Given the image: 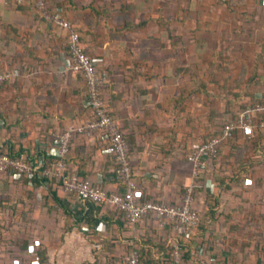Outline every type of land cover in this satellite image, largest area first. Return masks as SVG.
Returning <instances> with one entry per match:
<instances>
[{"label": "crops", "instance_id": "crops-1", "mask_svg": "<svg viewBox=\"0 0 264 264\" xmlns=\"http://www.w3.org/2000/svg\"><path fill=\"white\" fill-rule=\"evenodd\" d=\"M58 1L65 16L80 29L86 52L96 60L97 71L103 73L107 82L103 97L126 136L139 197L164 203L180 202L183 187L196 177L192 175L191 163L184 157V148L194 143V137L199 140L212 129H219L212 122L224 114L226 98L220 91L231 87L229 81L242 76L245 80L235 87V92L244 89L242 102L250 101V92H254L255 99L263 97L264 6L253 0H233L228 5L204 0L205 8L210 5L220 9L227 18L223 23L215 16L209 27L204 24L201 28L198 27L201 21L182 18L185 10L179 8L181 0H74L75 8H71L68 0ZM124 5L131 7L130 11L122 9ZM183 5L195 13L197 0L183 1ZM132 9L141 14L134 17L130 13ZM138 18L146 20L148 25L141 26L140 34L133 36L136 40L122 38L125 32L120 29ZM248 18L260 31L255 35L257 46L248 41L241 52L235 51L234 45L242 46L237 43L244 34L241 29L224 27L235 22L245 23ZM182 23L192 28L193 33L179 34ZM224 37H230L233 50L228 51L230 46L223 44ZM66 40V31L57 27L49 29L29 2L13 6L0 1V68L18 71L17 76L3 84L0 93L2 145L11 141L6 145L42 154L52 148L55 137L65 128L88 118L84 80L77 72L66 70ZM217 51L221 56H214ZM239 52L240 57L235 54ZM169 57L171 60L164 62ZM253 70L258 75L256 80L261 81L256 85L247 82ZM193 73L199 79L213 82L209 88L219 96L193 91ZM218 101L223 105L222 116H212L218 111L213 103ZM236 108L233 105L229 111ZM105 145L98 134L74 136L66 155L67 168L92 184L121 193L124 186L114 177V162ZM185 162L189 168H184ZM215 175L227 177L226 182L229 181L228 187L218 195V218L234 215L237 227L234 230L229 226L227 230L222 226L215 232L209 231V226L203 236L197 235L205 247L199 258L204 264H264V136L250 140L240 133L233 135L223 146L218 163L209 165L204 182L211 181ZM212 189L202 187L196 193L195 197L204 196V204L197 202L198 208L204 210L207 199L214 202L212 196L208 198V191ZM40 191V199L33 196L27 201L39 211L45 199L52 207L44 215L50 216L56 205L45 185ZM60 193L75 216L57 215L58 235L54 239L41 243L39 250L23 241L19 247L25 250L26 244L28 253L16 252L12 256L6 253V257L0 256V264H125L135 245H142L144 262L156 263L165 258L163 242L165 237H172V230L158 224L153 215H145L131 224L122 212L96 205L94 214L90 215L96 220H86L82 219L83 202L62 190ZM233 202L235 209H232ZM226 205L225 214L222 207ZM17 212L11 209L12 216ZM98 221H102L103 228ZM0 247L3 246L0 244ZM38 251L42 252L43 259Z\"/></svg>", "mask_w": 264, "mask_h": 264}, {"label": "built area", "instance_id": "built-area-1", "mask_svg": "<svg viewBox=\"0 0 264 264\" xmlns=\"http://www.w3.org/2000/svg\"><path fill=\"white\" fill-rule=\"evenodd\" d=\"M0 1L4 4L19 5L25 0ZM253 1L264 6V0ZM35 8L40 11L48 25L66 31L68 41L66 70L82 75L86 85L84 102L85 107L89 110V115L83 122L68 126L55 137L50 149V152L56 156L52 164L46 163L41 157L35 161H30L26 160L23 155L13 157L5 151H0V172L13 169L16 176H19L21 173L30 175L38 171L39 175L44 178L51 177L59 181L61 190L68 196H73L81 202L89 201L95 205L109 206L122 212L124 218L131 224L148 214L153 215L161 226L165 227L166 222H172V237L168 238V260L163 263L179 264L182 259L181 242L193 233V228L197 227L200 220L199 214L192 208L195 196L194 182L185 186L178 203H164L139 197L137 182L128 160V146L124 134L116 121L108 114V108L100 98L101 78L97 72L96 60L80 46L79 33L69 20L59 14L47 11L45 0H36ZM17 75V69L5 70L0 68V93L3 84ZM258 128L264 129V96L247 102L236 116L224 122L218 134L207 140L199 138L186 156L187 161L192 165L193 177L197 176L199 170L205 167L209 161L217 158L219 146L229 140L234 132L242 134L247 139H252L255 130ZM97 134L111 146L116 164L114 170L116 178L124 186L121 193L109 191L79 177L76 173L66 171L65 157L73 137L76 135L92 137ZM42 185L44 186V184ZM42 185L37 188L36 196L38 199L42 196L40 191ZM100 227L103 228V223L100 224ZM200 250L203 253L204 249L200 248ZM125 264H141L139 252L135 246L130 249Z\"/></svg>", "mask_w": 264, "mask_h": 264}, {"label": "trees", "instance_id": "trees-1", "mask_svg": "<svg viewBox=\"0 0 264 264\" xmlns=\"http://www.w3.org/2000/svg\"><path fill=\"white\" fill-rule=\"evenodd\" d=\"M35 1L36 0H25L22 4H24L25 2H29L30 5H33V7H34V9L36 11V14L38 15L39 19L45 22V20H44L42 14L40 13V11L36 10V8H35ZM57 1L58 0H54L55 5H53V4H51L52 3L51 0H45V9L47 11L52 12V13L59 14L60 16L65 18L66 20H69L65 16V14L63 12L64 8L61 5V2H59V1L57 2ZM68 1L70 3L69 5L71 6V8H75L77 6L75 4L74 0H68ZM216 1L228 5L229 2H231L233 0H216ZM7 4L8 5H13V6L22 5V4L16 5V4H12V3H7ZM88 6L91 7L90 5H88ZM123 7H122V9H126L128 11H130V9H131V7L129 8L128 5H124ZM122 9L120 11H122ZM130 13H132V15L134 17L136 15L138 16L139 14H141V13H139L138 10L136 11L134 9H132V12H130ZM70 22L72 23L73 27L78 31V33H79V44L85 50L84 45L82 44V41H81L82 38L80 36L81 35L80 34V29L76 27L75 23H73L72 21H70ZM143 24H144V27H145V26L148 25V22H146V20H144V19H139L138 18V21L135 22L134 20H132L128 24L124 25L120 29V30L125 32V34H123L122 38L130 39L133 36H135L137 34H140L139 29L141 28V26ZM53 27H54L53 25H49V29H51ZM150 29L151 28H150V24H149L148 32H150ZM128 32L132 33L133 35L129 36ZM65 52H66V55H67V52H68V41L67 40H66V45H65ZM217 52L218 53H215L214 56L215 57L221 56V52H219V51H217ZM4 69L6 70L7 68H4ZM78 74H80V73H78ZM99 75H100V78H101V83H100V86H99L100 98H101L103 104L108 108V114L114 119V116H112V113L110 112L109 107L106 104L105 99L103 97V89L105 88L104 86L107 85V82L106 83L104 82L105 80H104L103 73L102 74L99 73ZM256 79H258V75H257L256 70H253L251 72V76H249L247 82L248 83H253L254 85H256L257 83L261 82L260 80H256ZM192 80L194 81L193 82L194 87L192 88L193 91H203L207 95L210 94L213 97L219 96V94H215L214 91L211 88H209V84H212L213 82L204 81L202 79H199V78H197V75H195L194 73L192 74ZM208 89H210V90H208ZM84 92H85L84 98H86V85H85V91ZM243 93H244V89L243 88H241L237 92H235V91L232 92V96L233 97L232 98H228V100H226V102H225V110H224V114H223L224 117L221 115L222 116L221 117L222 120H220V122H218L221 126H219L218 130L214 128V129H212L210 131V133L205 134L203 137H201L202 140H207V139L211 138L212 136L218 134L219 130L222 127V125L224 124V122L227 119H229V118H227V116L234 117V116L237 115V113L247 103V102H242ZM253 94H254V92H250V101H253L255 99L253 97ZM262 95L264 96V92H262ZM180 101H182V100H180ZM233 105H235L237 107L236 110L235 111H233V110L229 111L230 107H232ZM230 112H231V115H230ZM223 118H225V119L223 120ZM123 134H124V132H123ZM236 134H239V133L238 132H234L233 133V135H236ZM258 135L264 136V129H260V128L256 129L252 139H255V137L258 136ZM241 136H243V135L241 134ZM124 138L126 140L125 134H124ZM252 139H250V140H252ZM193 141H194V143H192V145L189 148H184V150H185V152H184L185 159H186L187 154L193 149V146L198 142V139L195 140V137H194ZM227 141H225L223 144H221L219 146L217 158L209 161L208 164L205 167H203L201 170H199L197 176L194 179V185H195L194 186V191L195 192H198L199 190L202 189V187L205 186L204 179L207 176V173L209 171V165L211 163L213 164L215 162L218 163L219 158H220V153L222 154V148L226 144ZM10 142L11 141H8V142H6V144H11ZM6 144L2 145L1 142H0V145H1L0 151H3V152L5 151L10 156H13V157H19V156L23 155L26 160H30V161H35V160H37L38 158L41 157L48 164H52L53 161L56 158L54 153L50 152L51 150L44 151L42 154L41 153H35V152L34 153H29V152H23L21 149H14V148H12V146H10V145L7 146ZM105 144H106L105 145V149L109 150L108 154L111 156V159L114 162L111 146H110V144L108 142H105ZM127 153H128L129 164H130L131 169H132L133 174H134V170H133L134 163H133V159L131 157V153H130L129 148L127 149ZM66 160L67 159L65 157V163H67ZM115 167H116V164L114 162V170H115ZM66 171H68L69 173H75L70 168H67ZM115 176H116V174H115V171H114V177ZM226 179H227V177L226 178H218L217 175H215V178L211 179V181L213 182L212 183L213 189L208 191L209 192V197L208 198H210V196H212V198H213L212 201H214V202L211 203L209 201V199H207V202H206L207 207L205 206V209L203 210V212H198L197 210H195L193 208V205H192V208L195 211H197V213L199 214L200 220H199V223H198L197 227L193 228L194 229L193 233L189 237H186L185 239H183V241L181 242L182 259H181V262L179 264H187V262H189L190 260L193 261V259L196 260V261H193V264H204V263H202V261H201V259L199 257L201 255L200 254L201 253L200 248L204 249L205 247H204V245L202 244L201 241H198V239H197L198 236L197 235H202L203 236V234L207 231V229H208L207 226L209 225L208 220H210L211 217L212 218H218V213H216V209H217V207L219 205L218 195H219L220 190H222L225 187H228L229 181L227 183L226 181L228 179L227 180ZM201 180L203 182L200 184L199 182ZM10 182H13L14 184H17V185H20L21 183H22V185H25L23 187V189H24V192L26 193V195L24 194L23 198H25L26 202H28L27 199L32 198L33 196L36 197V189L40 185L44 184L46 186L47 193L51 196V200L56 205V208L59 209L61 211V213L67 214V215H69L71 217L75 216V214L72 212V210H70V208H68L64 204V202L62 201V199L60 197V195H61V193H60V190H61L60 182L55 180L54 178H51V177L50 178H44V177L39 175L38 171L37 172H33L30 175L21 173L19 176H16L15 171L13 169H7L4 172H0V186L4 185L5 183L6 184L10 183ZM215 189H216V191H215ZM183 192H182V194H183ZM195 195H196V193H195ZM4 199L5 200H1V201L2 202L3 201L6 202L7 201L6 198H4ZM148 199H150V198H148ZM194 200H195V196H194ZM82 209L85 210V213H84L82 219H86V220L87 219H89V220L90 219H94V220H96L95 216L90 217V215L91 214L93 215L95 210H96V205L93 202H89V201L83 202ZM101 223H102V221H98V225L101 224ZM165 225H166L165 227L166 228L169 227L170 230L173 227V223L172 222H166ZM93 230L96 231V228L93 229ZM196 230H197V232H196ZM163 244H164L165 258H162L159 262H156V263H154V262L149 263V262L142 261V259H141V256H142L141 252H143L142 245L141 246L140 245L139 246L135 245V247L137 248V250L139 252V260H140L141 264H162L163 260H164V262L167 261L168 260V250H169L168 238L167 237H165ZM24 248L27 249V245L26 244H25ZM145 253H146V251H145ZM37 254L40 255L39 256L40 258H42V259L44 258L42 252L38 251Z\"/></svg>", "mask_w": 264, "mask_h": 264}, {"label": "rangeland", "instance_id": "rangeland-1", "mask_svg": "<svg viewBox=\"0 0 264 264\" xmlns=\"http://www.w3.org/2000/svg\"><path fill=\"white\" fill-rule=\"evenodd\" d=\"M102 1H107V0H99V2ZM113 1V0H111ZM183 1L187 2L188 0H181V4L179 5L180 10H185L184 14H183V19H187V20H191V19H196L199 20V26H205L209 27L208 23L212 20L215 19V16L217 19H221L223 20L224 23V18H227L225 16V14L220 10V9H214V7H210V5H207V8L204 7V0H197V5H196V10L195 13H190L189 12V8L187 5H183ZM90 2V1H87ZM193 8V6H192ZM170 18V17H169ZM216 19V20H217ZM250 19H253L252 17ZM249 18L246 20L245 23H236L231 26L229 24V26H225L224 28H228V29H241V31L243 32L244 36L241 38L242 40H239L237 44L242 45L240 47H237V45H234L236 47L235 51H242L243 50V46L247 44L248 41L251 42V44H254L255 46H257L256 41L257 39L255 38L256 34H260V31L256 30V28L254 27L253 24H250L249 22ZM204 27V30H206L207 28ZM164 31H166V29H164ZM171 31L168 29V33H170ZM225 32V31H224ZM261 32H264V29L261 30ZM192 34L193 33V29L192 28H188L187 25H184L182 23V26H180V30H179V34ZM230 37H224L223 38V44H228L229 50L230 49H234L235 47H233V44L230 42L232 40L229 39ZM136 40V38L132 37V40ZM204 40V39H203ZM130 41V40H129ZM183 39L181 38L180 43L181 45L183 44ZM168 43V41H165ZM222 42V41H221ZM219 42V43H221ZM231 44V45H230ZM183 47V46H182ZM239 53H235L237 56H239ZM249 52H251V49H249ZM228 54V53H226ZM240 57V56H239ZM228 58V57H227ZM171 60V58L169 57V60H166L164 62H169ZM249 60V59H248ZM188 71H186L187 74ZM181 73H185V72H181ZM244 74V73H243ZM244 77L242 76H237V78H235V80L233 82L229 81V86L228 87L230 89H228L227 87L223 90L220 91V93L223 91L224 93V97L226 98V100H228V98H232V92L235 91V87H237L240 83H242ZM245 80V79H244ZM217 99H215L216 101ZM216 108H218V111H216V115H212V116H221L220 115V109H222V104L218 101L217 104L220 106H218L216 103H213ZM222 111V110H221ZM225 118H223L224 120ZM220 120H222V118H218V119H213L212 124H218V126H221L218 122H220ZM190 165L188 163H184V168H189ZM210 178V177H208ZM207 178V179H208ZM208 182V185H207ZM211 182V183H210ZM205 186H210L213 187L212 185V181L208 180L205 181ZM185 188V187H183ZM184 190V189H183ZM197 193V192H195ZM24 194L26 195V193L24 192V189L21 188V186H18L17 184H14L13 182L10 183H5L4 185L0 186V244L3 247H0V256L2 255L3 257H6V253H8L10 256L14 255V253L19 252L18 255L21 253H28V249L25 250H21L19 245L23 243V241H26L27 244H31V247L37 248L39 250V245L45 242H50V238L54 239V237L56 235H58V230H55L56 225L58 224V216L57 215H63L62 217L66 218L67 214L61 213V211L59 209H54L56 210V213L54 212V210H51V215L50 216H46L44 215V211H46L47 208L52 207L51 205H49L47 203L46 200H42L43 202L40 203L42 205V208H40L39 211H35L34 206H32L31 204H29L30 202H26L25 198H23ZM201 196V198L199 197ZM26 197V196H25ZM199 199L202 201L199 202ZM4 198H6V202L5 201H1V200H5ZM197 198V199H196ZM2 202V203H1ZM197 202L199 204H204V196L202 195H198L197 197H195L194 200V204H193V208L195 210H197L198 212H202L203 209L202 208H198ZM227 205L226 207H222L223 212L225 213L227 209ZM232 209H235V205L233 202L232 205ZM14 208V211H18L17 215L14 214V216H11V209ZM8 209V210H7ZM217 211L219 212L220 209L218 208ZM226 214V213H225ZM231 217V218H230ZM230 217H223V218H218L216 220L211 219L208 220L209 225L207 227H209V231L213 230V231H218L223 227L229 228L232 227L234 230L237 227V219L234 215H230ZM59 223H61L59 221ZM236 226V227H234ZM48 231H47V230ZM233 230V231H234ZM7 231L11 232L9 233V235H7ZM208 231V233H209ZM5 234L4 236L2 234ZM210 234V233H209ZM47 236L44 237V236ZM212 235V234H211ZM14 242V243H13ZM17 244V245H16ZM14 248V249H13ZM36 249V250H37ZM18 255H16L18 257ZM203 256V255H202ZM14 257V258H17ZM204 258V257H203Z\"/></svg>", "mask_w": 264, "mask_h": 264}]
</instances>
